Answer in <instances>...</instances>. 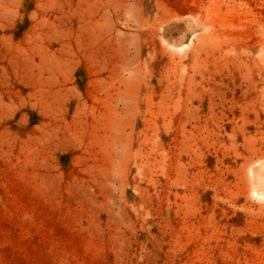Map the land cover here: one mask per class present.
I'll return each mask as SVG.
<instances>
[{"label":"rangeland","instance_id":"obj_1","mask_svg":"<svg viewBox=\"0 0 264 264\" xmlns=\"http://www.w3.org/2000/svg\"><path fill=\"white\" fill-rule=\"evenodd\" d=\"M0 264H264V0H0Z\"/></svg>","mask_w":264,"mask_h":264}]
</instances>
